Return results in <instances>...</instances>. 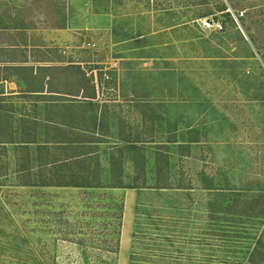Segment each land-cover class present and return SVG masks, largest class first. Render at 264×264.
Segmentation results:
<instances>
[{
	"label": "rangeland",
	"instance_id": "374dc122",
	"mask_svg": "<svg viewBox=\"0 0 264 264\" xmlns=\"http://www.w3.org/2000/svg\"><path fill=\"white\" fill-rule=\"evenodd\" d=\"M0 264H264V0H0Z\"/></svg>",
	"mask_w": 264,
	"mask_h": 264
}]
</instances>
